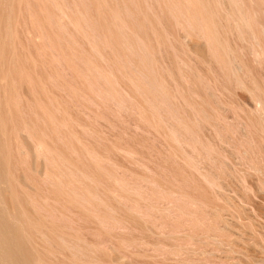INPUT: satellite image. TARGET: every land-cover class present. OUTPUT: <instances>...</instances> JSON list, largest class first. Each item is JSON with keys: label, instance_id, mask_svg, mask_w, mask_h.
I'll return each mask as SVG.
<instances>
[{"label": "bare ground", "instance_id": "obj_1", "mask_svg": "<svg viewBox=\"0 0 264 264\" xmlns=\"http://www.w3.org/2000/svg\"><path fill=\"white\" fill-rule=\"evenodd\" d=\"M166 3L189 28L194 26L203 32L210 50L226 51L220 27L224 33L236 32L240 50L250 54L264 37L263 0H166ZM148 24L151 25L144 0H0V264H129L117 254L120 240L112 230L123 216L139 223L138 213L133 208L118 206L115 196L111 198L109 193V198H103L100 179L107 180L105 189L109 192L116 188L114 174L86 152L68 127L64 110L54 102L47 82L20 64L15 36L18 26H23L29 41L40 47L44 32L54 40L55 45H51L57 52L60 50V59L72 64L107 96L117 98L119 94L110 78L98 66L97 59H103L100 48H104L109 64L125 71L137 88L149 96L155 92L164 97L157 78L159 73L154 70V46L148 36ZM189 32L183 29L181 39L190 42ZM230 60H226L230 63L226 66L236 70ZM240 88L246 91L255 107L256 120L264 129V97L241 80ZM252 181L260 194L261 188ZM238 204L234 203L231 209L205 206L211 222L208 215L206 222L204 216L200 215L203 218L200 220L196 213L180 209V216L189 217L194 228L181 227L164 235L211 246L208 255L219 253L226 257L235 253L237 259L233 257L232 264H240V260L264 264V210L257 219ZM81 218L89 220L92 224L89 230L102 235L104 240L90 238L88 230L79 223ZM240 244L247 250L254 248L257 253L251 257L249 253L243 255L240 251L244 248L238 249ZM175 248L207 255L205 247L197 248L199 251L191 245Z\"/></svg>", "mask_w": 264, "mask_h": 264}, {"label": "rangeland", "instance_id": "obj_2", "mask_svg": "<svg viewBox=\"0 0 264 264\" xmlns=\"http://www.w3.org/2000/svg\"><path fill=\"white\" fill-rule=\"evenodd\" d=\"M144 5L151 24L146 26L154 46L153 66L159 73L157 78L164 97L155 92L149 96L137 88L125 71L109 64L104 48H100L103 59H97L98 66L110 78L119 94L117 98L107 96L72 64L60 59V50L57 52L51 45L54 40L44 32L39 47L29 41L23 30L25 27L18 26L16 54L20 64H25L47 82L54 102L64 110L68 127L86 152L114 174L111 176L116 188L111 192L105 189L107 180L99 178L102 182L98 189L103 198L115 196L118 206L133 208L138 213L139 223L123 216L112 230L120 240L116 246L119 256L129 264H232L237 259L235 253V256L223 255L226 259L218 253L216 256H222V261L208 255L211 246H203L189 238L171 239L164 234L191 227L189 217L179 214L183 208L196 213L200 220L206 218L203 219L206 222L208 215L211 222L207 207L219 205L231 209L234 203H239L255 218H261L264 210V129L256 120L255 107L246 91L240 88V80L264 97V37L250 54L240 50L236 32L224 33L220 27L218 31L226 51L210 50L203 32L194 26L189 28L177 18L166 0H144ZM183 29L191 31L190 42L181 39ZM226 60L235 64L236 70L230 65L227 67ZM84 164L87 163L84 161ZM252 179L261 188L260 194L253 188ZM6 201L10 204L9 196ZM197 204L207 207L200 206V211ZM200 215L204 217L201 219ZM79 223L94 241L104 240L102 235L89 230L92 228L89 220L81 218ZM184 245H191L196 251L205 247L207 255L175 248ZM243 246L238 245V249L242 250ZM245 249L240 251L245 256L257 253L254 248L246 252ZM243 262L240 260V264ZM244 264L253 263L245 261Z\"/></svg>", "mask_w": 264, "mask_h": 264}]
</instances>
